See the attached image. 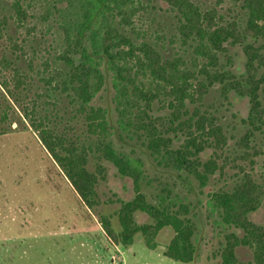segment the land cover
Wrapping results in <instances>:
<instances>
[{"label": "trees", "instance_id": "16d2710c", "mask_svg": "<svg viewBox=\"0 0 264 264\" xmlns=\"http://www.w3.org/2000/svg\"><path fill=\"white\" fill-rule=\"evenodd\" d=\"M6 1L8 13L0 17V39L8 42L7 53L0 57V98L9 105L0 109V136L7 132L2 125L17 114L88 210L99 205L97 185L103 168L98 163L111 165L131 180L134 197L119 202V233L114 234L102 217L107 236L127 248L139 235L143 245L154 250L158 232L171 228L174 235L163 256L182 264L193 262L197 201L184 202L165 185L150 202L141 192L147 181L143 165L123 148L137 140L161 169L159 174L175 175L184 187L195 179L201 189L214 168L209 160L202 163L199 155L218 133L214 119L199 109L211 88L219 87L225 99L231 93L248 98L245 124L249 129L263 127L264 0H230L244 12L243 27L233 21L215 23V11L203 12L192 0H165L175 14L176 37L187 47V58L176 53L166 57L156 42L141 36L134 19L139 0ZM38 30L43 35L34 37ZM44 33L52 35L55 50L36 65L33 45L38 38L41 46ZM238 44L247 59L240 76L219 59L223 54L230 63L226 46ZM107 92L110 104L98 105ZM154 105L165 115L154 116ZM61 114L67 116L63 127ZM178 136L183 141L175 147ZM207 206L219 227L241 232L223 234L219 264H239L238 247L251 250L252 264H264V225L249 220L264 206L262 186L245 176L230 190L212 192ZM136 212L147 215L151 224H136Z\"/></svg>", "mask_w": 264, "mask_h": 264}, {"label": "rangeland", "instance_id": "374dc122", "mask_svg": "<svg viewBox=\"0 0 264 264\" xmlns=\"http://www.w3.org/2000/svg\"><path fill=\"white\" fill-rule=\"evenodd\" d=\"M192 1L203 12L214 10V22L217 24L233 21L240 27L244 25V12L230 0ZM7 5L6 0H0V17L8 13ZM134 19L141 36L156 42L162 55L170 57L176 53L188 57L187 47L176 37L175 14L165 0H139L138 14ZM9 26L8 33L12 34L13 29ZM44 34L41 46L37 45L38 38L33 45L36 54L32 58L36 65L55 50L52 35ZM42 35L38 30L33 36ZM6 41L5 37L0 39V57L7 53ZM226 49L230 63L223 54H219L220 64L236 76L244 75L247 59L242 47L239 44L227 45ZM23 64L24 61L21 66ZM7 80L11 89L10 79ZM97 104L109 105L110 94L101 95ZM5 105L9 103L0 98V109ZM199 109L214 119L215 131H218L199 155L202 163L209 160L214 168L204 188L200 189L199 183L192 178L189 186L184 187L185 183L181 185L180 181H175V175L159 174L161 169L156 167L137 140L130 143L131 146L125 145L123 150L142 163L147 181L142 183L141 192L150 202H155V196L161 194L165 185H169L184 202L185 199L192 203L197 201V254L189 264H219L218 251L223 234L235 232L241 235V232L219 227L207 201L212 192L230 190L245 176L264 190V125L260 130L249 129L244 122L250 109L248 98L231 93L225 99L217 86L203 97ZM7 111L11 113V108ZM153 112L156 117L165 115V112H159L157 105L153 106ZM10 117H13L11 122L2 125L6 134L0 136V264H182L162 254L173 238L171 228L158 232L154 238L157 246L154 250L147 249L139 235L133 237L131 246L124 248L113 243L102 229L100 222L104 216L113 233L120 232L117 219L119 202L134 197L129 178L120 176L111 165L100 161L98 164L103 169L97 185L99 205L88 210L48 157L36 135L17 114ZM61 117L64 118L60 125L63 127L67 116L61 114ZM182 141L180 136L174 138V146H179ZM93 164H90V169ZM133 218L138 225L151 224L144 213L136 212ZM249 220L256 225H264V206L251 213ZM235 254L239 264H252L250 249L238 247Z\"/></svg>", "mask_w": 264, "mask_h": 264}]
</instances>
